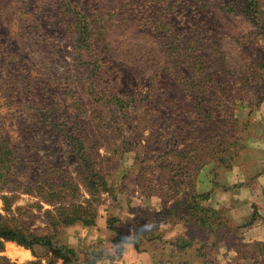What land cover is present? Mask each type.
Returning <instances> with one entry per match:
<instances>
[{
  "label": "rangeland",
  "instance_id": "374dc122",
  "mask_svg": "<svg viewBox=\"0 0 264 264\" xmlns=\"http://www.w3.org/2000/svg\"><path fill=\"white\" fill-rule=\"evenodd\" d=\"M0 140L18 179L0 189V225L73 247L81 264H125L108 219L129 239L149 203L192 243L180 258L261 262L264 227L229 195L206 203L230 227L212 250L186 213L202 175L234 202L264 201V0H0ZM2 254L65 264L42 245Z\"/></svg>",
  "mask_w": 264,
  "mask_h": 264
},
{
  "label": "trees",
  "instance_id": "16d2710c",
  "mask_svg": "<svg viewBox=\"0 0 264 264\" xmlns=\"http://www.w3.org/2000/svg\"><path fill=\"white\" fill-rule=\"evenodd\" d=\"M5 141L0 140V189H4L7 187L8 184L11 182L18 184V179H12V177L15 175L11 172L12 166L10 163L12 162V158L15 156L14 152L10 149L9 145H6L4 143ZM73 144H76L75 147L77 149V154L81 152L80 148L83 150V143L81 139H78L74 137L72 139ZM82 155V154H81ZM80 159L83 161L84 158L80 157ZM90 180H93L92 182L96 184L97 189L99 190H108L107 182L103 179V177L98 174L97 172H91L90 173ZM215 181V180H214ZM216 182V181H215ZM214 182V183H215ZM217 185V183H215ZM212 196V191H206V192H197L196 190L191 196V203L188 204V212L186 213L187 218H192V221L189 219H186V222H191L194 226H197L201 229H203L205 232L209 233L210 236H215V240L210 243V249L215 248L217 243L220 242L221 237L218 235V231H222V234L224 236V232L230 230L229 225L226 224V219L224 217L223 210L221 209H214L211 206H208L206 203L209 201V199ZM256 206H254V212L252 213V219L253 222L257 219L262 218L264 220V217L259 215L255 212ZM220 221H215L218 218ZM73 220H79L83 221L85 224L93 225L94 222L90 221V219H86L83 216L77 217ZM118 219L115 217H110L108 219V226L111 230L115 232V237L113 239V243L115 245L127 242V239H124L121 237L119 233V228L115 225L116 221ZM229 227V228H228ZM224 231V232H223ZM223 238V237H222ZM224 239V238H223ZM9 241H13L18 243L19 245L25 246L27 248L33 249L36 245H42L46 246L50 249V251L55 255L57 258L63 259L65 264H81L78 259V254L76 250L73 247H70L65 244H59L56 241H54L49 236H39L34 235L32 233L28 234L22 229L18 227H9L7 225H0V264H12L9 257L6 255H3L2 253L6 250V243ZM135 243V241H132ZM206 242H202V246L205 245ZM256 246L262 245L263 247H259L261 254L263 256L262 261L260 262L255 256V263L254 264H264V242H258L256 241ZM192 243L188 241H184L183 244H178L179 250H185L187 247H189ZM201 247H198L196 250L199 252V257L202 259H207V254L204 253L201 249ZM122 251L121 249L119 250ZM179 264H192L185 259L180 258ZM210 262V263H209ZM209 264L217 263L213 260H209ZM213 262V263H212ZM90 262L87 261L86 264H89ZM30 264H35L34 262H31ZM41 264V263H40Z\"/></svg>",
  "mask_w": 264,
  "mask_h": 264
},
{
  "label": "crops",
  "instance_id": "0c3cea01",
  "mask_svg": "<svg viewBox=\"0 0 264 264\" xmlns=\"http://www.w3.org/2000/svg\"><path fill=\"white\" fill-rule=\"evenodd\" d=\"M206 177L207 176L203 177L202 175L198 178V182L196 183V191H212V196L209 201H211V199L214 197L216 198V196L220 193H224L227 196L229 195V202L236 204L238 216L241 214V209H247L246 213H242L244 215L248 214L246 219L243 217L240 219L251 220V210H254V206L258 207L257 211L261 216L264 217V201L249 202L247 199H243L241 201L235 199L234 202V196H231L229 187H224V184L228 185L229 183H222L219 179V176L215 174L210 179H206ZM232 179L233 181H230L231 183H239L236 175H234ZM214 180H220V182L215 185ZM263 189L264 186H262V191ZM147 206V211H143L142 215H136V222L138 224L134 233H130V238L127 239V242H125L127 246L123 252V261L125 264H179L180 256L177 254V251L179 250L177 248L179 244V235L171 231V228L169 227L170 223L165 221V219L162 217L163 214L158 211L159 209L156 207L154 208L151 203H149ZM263 222L264 220L260 218L257 224H254L256 226H253L252 230H258L257 228L264 227L262 224ZM138 237L143 238V245H141L142 240L137 239ZM256 237L257 238L255 241H263L264 232L261 233L260 237ZM132 241H135L137 246ZM225 248V252H230V249H232L228 246H225ZM244 257H242L243 260Z\"/></svg>",
  "mask_w": 264,
  "mask_h": 264
},
{
  "label": "built area",
  "instance_id": "2783aa9c",
  "mask_svg": "<svg viewBox=\"0 0 264 264\" xmlns=\"http://www.w3.org/2000/svg\"><path fill=\"white\" fill-rule=\"evenodd\" d=\"M93 264H106L103 260H96Z\"/></svg>",
  "mask_w": 264,
  "mask_h": 264
}]
</instances>
